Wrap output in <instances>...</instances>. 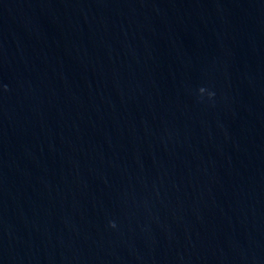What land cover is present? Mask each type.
Listing matches in <instances>:
<instances>
[{"label": "water", "instance_id": "95a60500", "mask_svg": "<svg viewBox=\"0 0 264 264\" xmlns=\"http://www.w3.org/2000/svg\"><path fill=\"white\" fill-rule=\"evenodd\" d=\"M0 264H264V0H0Z\"/></svg>", "mask_w": 264, "mask_h": 264}]
</instances>
